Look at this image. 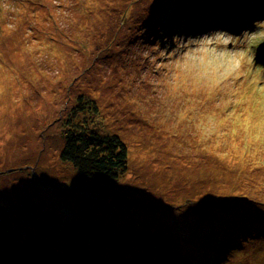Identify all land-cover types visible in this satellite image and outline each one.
<instances>
[{
    "label": "rangeland",
    "instance_id": "obj_1",
    "mask_svg": "<svg viewBox=\"0 0 264 264\" xmlns=\"http://www.w3.org/2000/svg\"><path fill=\"white\" fill-rule=\"evenodd\" d=\"M263 41L264 0H0V238L58 235L79 264L156 233L134 264H264ZM79 97L127 148L114 183L58 157Z\"/></svg>",
    "mask_w": 264,
    "mask_h": 264
},
{
    "label": "trees",
    "instance_id": "obj_2",
    "mask_svg": "<svg viewBox=\"0 0 264 264\" xmlns=\"http://www.w3.org/2000/svg\"><path fill=\"white\" fill-rule=\"evenodd\" d=\"M175 24H177V22H175ZM260 46L262 48V53H258L259 56L256 57L255 62L264 66V61L258 62L259 58L264 57L260 56V54L264 55V44ZM257 51L258 45L255 53H257ZM75 106H77V109H74ZM72 107L73 109L70 111L71 117L68 116L70 117V121L62 130L63 144L61 150H59L60 152H58V157H60L62 162L69 164V168H72L77 175L85 180L98 182L109 181L114 183L120 177L123 178L127 170L128 160L127 148L123 141L117 135L100 134L85 122V115L89 114L88 116H90L97 114L98 111L95 104H90L89 101L85 106V100L79 97L77 103ZM76 116H78V118ZM87 192L89 191H85L84 193L86 194ZM82 196L81 193L79 197ZM139 214L140 212L132 215L124 214V220L140 224L138 219L133 218L135 215ZM85 220L87 221L89 219L86 218ZM22 222L33 223L42 222V220L40 217L32 216ZM12 224L11 225L14 226L18 224V221L12 222ZM34 235L38 238L39 244H32L31 241L34 240L32 238L18 242L21 240L1 237L0 264H71V256H69L67 251L69 249V243H58L56 239L57 235L54 236L53 234ZM122 238L124 239V234ZM162 239L166 238H161V235L156 233L145 236L142 234H135L131 239L133 241H131L132 246H118L122 249L120 254L117 247H111V245H113L111 243L109 244L111 249L104 254L102 248L100 249V246L97 244L100 242L101 247H105L104 242L92 240L93 243L91 244L96 252L86 255L84 251V256H87V261L79 262V264H123V262L134 264L142 258L140 256H147L148 258L160 257V248L157 244H159ZM148 244H151V246ZM72 245L75 246L74 244ZM167 246L168 244L165 245V247ZM165 247L161 248V250ZM131 251L134 252V256L125 257V254H129ZM77 255L80 256L79 254ZM215 257L216 256H214V258ZM41 261L46 262L41 263ZM212 262V260L205 261V264H212Z\"/></svg>",
    "mask_w": 264,
    "mask_h": 264
},
{
    "label": "bare ground",
    "instance_id": "obj_3",
    "mask_svg": "<svg viewBox=\"0 0 264 264\" xmlns=\"http://www.w3.org/2000/svg\"><path fill=\"white\" fill-rule=\"evenodd\" d=\"M210 3H212V2H210ZM242 31V29L241 30H239V29H235L234 30V33L236 34V35H238L240 32ZM255 231H259L258 229H254ZM228 233L230 234L231 232L230 231H228ZM244 236V235H243ZM58 239H59V236L57 235L56 236ZM34 240H37L36 241V243H38V238L37 237H34ZM233 241V240H232ZM39 244V243H38ZM228 244H231V241L228 243ZM81 247H83V246H81ZM199 247H201V244H199V243H197V245H196V248L197 249H201V248H199ZM233 247V246H232ZM236 247H237V244H236ZM235 247V248H236ZM227 251V250H226ZM157 252H158V250H157ZM206 256H205V258H207V256H208V253L206 254V253H204ZM203 255V251L200 253V255L199 256H202ZM151 256H153V255H151ZM155 256V255H154ZM140 257H142V258H148L147 256H140ZM195 257V256H194ZM199 258H201V257H199ZM84 259L87 261V256L85 255V257H84ZM61 263V262H60ZM198 264L199 262H193V260H192V264ZM209 263V262H208ZM119 264V263H118ZM212 264H216V263H214V262H212Z\"/></svg>",
    "mask_w": 264,
    "mask_h": 264
}]
</instances>
